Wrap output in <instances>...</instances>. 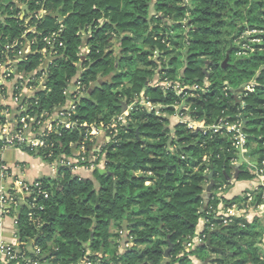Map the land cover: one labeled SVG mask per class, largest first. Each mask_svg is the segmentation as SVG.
Here are the masks:
<instances>
[{"label": "trees", "instance_id": "trees-1", "mask_svg": "<svg viewBox=\"0 0 264 264\" xmlns=\"http://www.w3.org/2000/svg\"><path fill=\"white\" fill-rule=\"evenodd\" d=\"M4 1L0 62L16 60L25 40L30 43V52L16 61V70L24 77L14 82L13 75L7 79L18 88L27 80L26 85L34 88L23 101L27 115L38 121L43 113L51 115L65 107L71 83L79 82L85 94L90 93L75 102L70 119L76 127L50 134L43 148L15 149L49 164L59 155L74 158L79 141H84L82 124L109 125L142 92L160 106L159 115L134 106L126 124L118 127L115 140L101 146L100 153L90 152L88 146L93 143H86L88 159L104 160L105 175L95 169L92 179L83 178L71 167L58 166L56 179L37 180L49 193L47 199L36 192L24 197L12 194L20 203L18 242L33 241L51 257L48 264H77L87 252L95 264H194V260L199 264H264V219L260 217L250 222L233 218L219 227L221 233L211 236L209 247L197 245L184 253L183 245L197 234L200 219L215 223L211 218L219 203L215 193L221 185H229L226 176L233 171L237 153L226 134L203 135L180 123L169 127V118L176 114L174 106L184 100L187 115L203 125L240 116L245 155L258 162L262 159L264 53L236 57L235 52L236 40L245 29L264 30V0H19L25 11L12 0ZM84 45L89 52L82 57ZM44 49L52 55L43 71V90L36 83ZM98 77L108 81L98 84ZM164 79L183 85L206 82L209 87L196 97L182 98L151 86L154 80ZM251 80L254 91L237 98L238 87ZM224 83L229 87L226 94ZM3 89L1 94L7 97V88ZM35 133L39 137L41 127ZM75 145L77 150H73ZM3 148L0 140V151ZM252 168L242 164L237 180H252ZM211 171L215 186L204 210L203 186ZM10 174L8 169L6 175ZM34 196L35 204L43 207L34 210L38 225L27 218L26 204ZM243 200L220 198L227 207ZM251 204H264V198L256 194ZM210 231L207 223L202 232L205 241ZM124 232L125 243L132 246L122 250ZM37 259L44 264L42 256Z\"/></svg>", "mask_w": 264, "mask_h": 264}, {"label": "built area", "instance_id": "built-area-1", "mask_svg": "<svg viewBox=\"0 0 264 264\" xmlns=\"http://www.w3.org/2000/svg\"><path fill=\"white\" fill-rule=\"evenodd\" d=\"M44 12H40V16L43 15ZM263 36V38H262ZM54 37V35H53ZM46 44H50V39H45ZM30 44V43H29ZM237 49L235 52L236 57H248L249 55L255 53L256 51L264 52V30L262 29H245L238 39L236 40ZM29 50L27 52H22L21 49L16 56V60H7L9 61L10 66L7 67L0 76V106L3 108L0 109V140L4 143V148L0 151L1 153L6 148H15L16 146H22L29 150H37L45 147V138L50 134L57 135L59 130L66 129L71 130L76 127L78 124L76 122H72L70 119L75 110V102L77 99L85 96L84 87L80 85L79 82L76 84L71 83L68 86L66 91V95L68 96V102L63 108L56 109L51 115L47 113H43L40 116V119L36 121L34 117H29L27 115V105L23 104L24 98L30 97L34 91L33 87L27 86L24 83L20 88L7 81V79L13 75L14 80L21 79L22 76L16 70V61L21 60V58L30 52V45L28 46ZM13 47H10L12 49ZM82 51V50H81ZM89 49H83L82 57L84 54H88ZM44 54V59L40 65L41 76L37 79V87L40 89H45L44 86V76L45 71L49 62H50V54H47L46 50L42 51ZM24 77V76H23ZM245 86L240 93L235 94L237 98H241L242 96H246L247 93H251L254 91V82L251 80L249 82L243 83ZM242 85V84H241ZM151 86H158L162 88L164 92L174 91L177 96L180 97H196L199 93H204L208 90L209 84L204 82L202 85H183L179 82H172L168 79H164L163 81L154 80L151 83ZM240 87V86H239ZM238 87V88H239ZM3 88H7V97L1 94ZM229 89L227 83H224L223 92L226 94ZM18 92L15 93L14 91ZM29 92V96H24ZM186 100L182 101L185 103ZM181 103V104H182ZM180 105L174 106L176 114L174 117L177 118V122L186 126L189 130H197L201 131L203 135L216 134L222 135L226 134L228 141L233 149L238 151L242 155L244 159L246 154V136L243 133V123L240 116H236L235 120L228 121L227 119L220 118L214 124L211 125H203L201 121L197 119L190 118L187 114L188 107L186 104L181 110V113L177 115V110ZM139 105L143 107L147 111H154L156 115H159L160 106L157 104H153L147 99L143 94H140L139 97H135L132 103L129 106L125 107V111L120 113L118 116L114 117L109 125H100L96 127L94 125H86L82 124L81 127L86 129L84 141L80 142L78 147V153L75 154L77 157H58L52 165L58 166H68L71 167V170L74 173H78L79 171L84 172H93L95 169H103L104 168V160L97 159L94 156H91L89 159L86 155L85 148H87L86 143H93L91 145L90 152L92 153H100L101 146L104 144L114 141L118 134V127L123 126L127 122V117L129 113L132 111L133 107ZM14 117V119H12ZM40 128L43 133L37 137L36 136V128ZM99 133L104 135L105 141L99 148H93L94 139L97 137ZM51 155V154H50ZM49 155V156H50ZM204 162L207 161L206 158L202 159ZM245 160V159H244ZM1 161V158H0ZM87 162L84 166L79 163ZM247 165L252 166V171L254 174V178L250 183L249 188L244 193L242 198L244 199L239 205H230L225 206L220 201V198L224 197L223 191L226 190V185H221L216 190V197L219 200L216 210L211 213L212 219L215 223H210L209 220L203 218L202 222L204 226L208 223L209 229H219L220 226H225L231 223L233 218L243 217L246 221L250 222L254 217H260L264 219V204H260L257 207L252 206V201L256 194H261V198H264V156L257 164L254 165L253 162L247 160ZM233 165H237V159L233 162ZM55 167V166H54ZM9 168L3 164L0 165V172L7 177H11L12 175H6V171ZM34 192L37 193L39 197H43L47 199L49 193L43 189L40 182L37 180L32 183L23 182L18 179H13L12 186L8 189L0 190V230L3 228L7 219L11 220L12 227L14 228V236L16 239L15 229L18 225L17 218V210L20 207V203L16 201L13 195H19L21 197L30 196ZM13 194V195H12ZM37 197L34 196L30 203H27V218L29 221L35 224H39V221L34 216V210L37 208L38 210H42V206H37L35 204ZM34 244L33 241H30ZM205 242V235L201 233H197L193 237H190L183 245L184 253H189L194 247L197 245H201ZM27 243H19L16 239L15 243H6L0 239V264H41L37 257L42 256L44 264H48V260L51 259L49 254L44 255L39 246H33V250L29 252L26 250L25 246ZM129 245L126 244L127 248ZM18 247H24L25 250H19ZM89 254H86L77 264H95L88 258ZM97 264V263H96Z\"/></svg>", "mask_w": 264, "mask_h": 264}, {"label": "crops", "instance_id": "crops-1", "mask_svg": "<svg viewBox=\"0 0 264 264\" xmlns=\"http://www.w3.org/2000/svg\"><path fill=\"white\" fill-rule=\"evenodd\" d=\"M85 48L87 47L84 45L81 50L83 51V49ZM102 79H105V77H98V80H97L98 84L108 81V78L107 80H104V81H102ZM89 94L90 93L88 91L86 93V96H89ZM141 94H143V92ZM24 96H29V92ZM173 118H174L173 116L169 118L170 128H173L178 123L177 118L175 117L176 121L174 120V124L171 125V121ZM104 141H105L104 135L102 133H99L97 137L94 139L93 148H99L103 144ZM0 158H1V162H3L9 168V170L11 171V175H12L11 177H7V176H4L0 172V190L1 189L6 190L10 186H12L13 179H18L23 182L32 183L40 179L54 180L58 176V169L54 167L52 164H49L43 161L41 158L32 156L20 149L6 148L1 153ZM244 159H243L244 163H246L248 159L246 158ZM249 161L253 162V164L257 163L256 158L249 159ZM237 173L238 171L235 170V165H234L233 171L230 172V176H226L227 182L229 183V185L226 187V189L229 192L227 195H224L226 199L242 197L250 186V183H251L250 180H239L238 181ZM78 175L83 178H91V179L93 176L91 172H84V171H79L77 173V176ZM95 184H96L95 186L97 187L98 183L95 182ZM203 195H204V192H203ZM205 205H206V201L203 198V208L205 207ZM202 221L203 220L200 219L198 222V225L196 228L197 233H201L204 230V223ZM13 231H14V228L12 227L11 220L7 219L5 224L3 225V228L0 230V239L6 243H15L16 239H15ZM126 237H127V233L124 232V234L122 235V241H121L122 250L126 249L125 247ZM128 245H129L128 246L129 248L132 246V244L130 243H128ZM33 246L34 244L32 242H28L25 248L26 250L31 252L33 250ZM87 254L89 253L87 252ZM194 264H199V263L197 260H194Z\"/></svg>", "mask_w": 264, "mask_h": 264}, {"label": "water", "instance_id": "water-1", "mask_svg": "<svg viewBox=\"0 0 264 264\" xmlns=\"http://www.w3.org/2000/svg\"><path fill=\"white\" fill-rule=\"evenodd\" d=\"M244 84L240 85V87L237 89L236 93H240L242 91V89L244 88ZM185 103H182L181 106L179 107V109L177 110V115H179L181 113V110L182 108L184 107ZM125 111V107L122 108L121 112L123 113ZM173 120L176 121V118L174 117ZM81 141H79L80 143ZM76 149V145L73 147V150ZM88 149L91 150V147L88 146ZM244 163V160L242 158V155L240 154V152L238 151V154H237V165L235 166V170L238 171L239 170V167ZM254 164H257V163H254ZM99 174L103 175V174H106V171L104 169H100L99 171ZM207 179L209 180V183L205 186H203V191H204V195H203V198L204 200L206 201V205L204 207V210L207 209L208 207V202L209 200L211 199V195H212V191L214 189V180H213V171H211L208 175H207ZM115 193V190L114 192ZM126 222L123 223V230L126 231ZM216 233H221V229H214V230H211L207 236H206V241L201 244V245H205L206 247H209L210 246V240H211V236L213 234H216ZM171 245H169V248L164 252V257L167 258L170 250H171ZM203 264H207V262H204Z\"/></svg>", "mask_w": 264, "mask_h": 264}, {"label": "rangeland", "instance_id": "rangeland-1", "mask_svg": "<svg viewBox=\"0 0 264 264\" xmlns=\"http://www.w3.org/2000/svg\"><path fill=\"white\" fill-rule=\"evenodd\" d=\"M12 2L15 4V6L17 7V8H19L21 11H25V9H26V7L23 5V4H21L20 2H19V0H12ZM6 5V3H5V1L4 0H0V19L3 21V19L5 18V16H3L2 14H1V12L3 11V7ZM154 13V12H153ZM25 14V13H24ZM28 14V13H27ZM23 17L24 16H22V15H20V18H22L23 19ZM28 22V19H26V22L25 23H27ZM239 25H242L241 23L239 24ZM30 44H29V42L28 41H26L25 40V43H24V45L22 46V52H27V50H29V46ZM264 53V52H263ZM115 57L117 58V57H119L118 56V49H116V51H115ZM7 60H11V59H6L5 61H4V63H3V61L2 62H0V76H1V74H2V71H4L7 67H9L10 66V62L8 61L7 62ZM104 80H107V78H105V79H102V81H104ZM12 82H10V84H11ZM174 117V116H173ZM172 124H174V120L172 119V121H171V125ZM77 150V149H76ZM75 150V151H76ZM77 153H78V151H77ZM77 153H75V154H77ZM60 157H63V155H59V158ZM245 158L246 159H252L253 157H251V156H248V155H245ZM54 166L56 167V165L54 164ZM76 175H77V173H75ZM79 176V175H78ZM228 190L226 189V190H224L223 191V194L224 195H227L228 194ZM261 247H263V250H264V238H263V240H262V245H261Z\"/></svg>", "mask_w": 264, "mask_h": 264}]
</instances>
